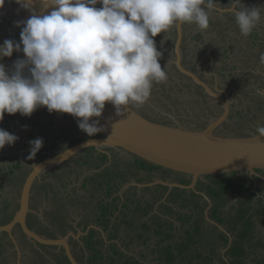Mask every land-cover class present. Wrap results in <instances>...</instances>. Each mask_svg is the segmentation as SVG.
Returning a JSON list of instances; mask_svg holds the SVG:
<instances>
[{
  "label": "rangeland",
  "instance_id": "rangeland-1",
  "mask_svg": "<svg viewBox=\"0 0 264 264\" xmlns=\"http://www.w3.org/2000/svg\"><path fill=\"white\" fill-rule=\"evenodd\" d=\"M230 2L231 0H215L216 6L220 9H229L227 5ZM260 3L263 1L240 0L237 10L244 5L248 8L258 7ZM96 7L102 5L97 4ZM263 10L261 21L264 20ZM13 13H16V16ZM232 16H234L232 13L229 15L218 10L212 11L209 27L203 31L195 24L184 23L181 59L184 66L197 71L209 85L221 90L222 96L229 102V115L221 124L219 131L247 134L264 127V64L259 60L260 54L264 53V44L256 46L250 42L255 37L262 39L264 29L257 26L249 36H242ZM20 19L21 6L16 0H5L3 7L0 8V45L5 39L20 42V32H17L18 26L15 23ZM176 27L177 25L167 33L162 32L154 37L157 49L162 53L159 62L162 68H166V81L153 84L150 97L144 104L130 105L145 116L164 123L180 122L190 127L204 128L213 119L221 116L224 108L174 65L172 56ZM20 52L24 58L25 54ZM17 57L18 54L16 55L14 51L11 57H4L0 63L4 60L16 61ZM12 66H7L8 70H12ZM58 113H49L44 108H38L35 111L36 115L33 114L31 117V125L39 126L41 130L45 127L48 131L49 137L47 136L45 140L51 142L49 146L53 153L66 149L78 139L90 137L85 131V133H81L80 129L77 131L76 123L73 125L70 118H64ZM44 115L47 119L43 123L38 122ZM45 140L43 139V144H46ZM90 150L93 158H97V150L93 151V148ZM112 152V161L109 164V160H106L107 163L105 161L87 163L84 161L86 152L78 154L66 164L42 174L41 179L34 184L32 214L37 213L36 215L44 221L41 224L43 235L53 237V231L60 235L63 229L69 228L64 225L67 220L73 223L74 228L67 231L76 236L71 245L80 264H123L124 259L131 257L140 260L141 264H167L165 259L159 258L162 249L166 246H170L172 250L182 247L188 252L189 244L186 243L188 234L196 225L195 217H200L199 213L203 214L210 224L216 216L222 218L224 224H219L220 228L224 227L227 230L228 227V230H233L234 241L243 239L244 244L257 246L256 240L252 237L256 235L264 237V218H261L264 209V182L256 180L253 184L248 173L200 179L195 189L205 193L207 197L204 198L194 191L199 195L197 196L190 188H171L162 183L177 182L188 185L191 181L189 176L176 175L169 171L162 173V170L157 169L153 171L154 173H149L146 169L141 171L133 164L130 156ZM26 171L24 177L30 172ZM21 173L23 172L8 171L5 168L0 171L2 223L9 221L19 208L17 194L22 187L16 185L12 179ZM92 176L93 178H90ZM96 181L102 183L99 185L95 183ZM225 183L233 186L226 187L222 192L221 186L224 187ZM161 186H168V189ZM259 188L262 191H259ZM160 190L163 194L159 193ZM180 203L185 204L183 208L178 207ZM106 207L109 209L103 211ZM215 207L219 209L216 216L212 215ZM144 208H148L146 213ZM172 209L178 211L177 214L185 215L179 219ZM243 214H245L243 218L239 219L238 217ZM247 219L253 222L251 232L248 237L237 236L235 222ZM206 221H203L205 226ZM158 222L172 228L166 230L164 227L161 231ZM199 222L200 220L198 224ZM30 224L34 226L33 223ZM46 224H49L48 229L45 228ZM216 229L217 226L208 228V231L215 236V233L218 234ZM91 230H95L96 233L89 236ZM157 230L159 233H156ZM15 231L13 234L19 249L11 236L0 233V264H68L62 253L61 256L56 253L59 250L55 248L56 245H37L40 250H35V247L28 243L20 227ZM165 232L171 236H165ZM88 242L90 246L87 245ZM215 242H218L216 247L222 260L215 256L213 263L232 264L229 260V249L232 246L229 238L224 242L218 240ZM200 244L201 247L196 253L212 245L209 242L202 244L201 241ZM116 246L118 247L114 249ZM193 252L188 255L192 257ZM178 261L180 259H176V262ZM193 261L206 264L201 259Z\"/></svg>",
  "mask_w": 264,
  "mask_h": 264
},
{
  "label": "clouds",
  "instance_id": "clouds-1",
  "mask_svg": "<svg viewBox=\"0 0 264 264\" xmlns=\"http://www.w3.org/2000/svg\"><path fill=\"white\" fill-rule=\"evenodd\" d=\"M35 2L16 0L33 15L15 22L22 28L20 42L5 39L0 45V60L14 51L25 54L11 71L0 63V121L5 113L30 117L46 106L49 113L78 118L89 136L101 131L99 121L90 120L103 114L106 102L121 115L130 104H144L154 83L166 81L154 37L184 23L206 30L216 10L215 0H39L42 9L52 10L37 14ZM4 3L0 0V8ZM230 3L240 34L249 36L261 21V8L237 10L240 0ZM259 60L264 64V53ZM257 131L264 137V127ZM18 139L0 128V150ZM29 144L31 159L43 138Z\"/></svg>",
  "mask_w": 264,
  "mask_h": 264
},
{
  "label": "water",
  "instance_id": "water-1",
  "mask_svg": "<svg viewBox=\"0 0 264 264\" xmlns=\"http://www.w3.org/2000/svg\"><path fill=\"white\" fill-rule=\"evenodd\" d=\"M33 7L37 14H46L52 10L51 8L42 9L39 0H36ZM217 10L230 12V10L220 8ZM31 15H33L32 11L21 7L20 21H26ZM182 25H177L175 63L178 69L202 87L206 94L222 104L225 110L221 116L213 119L204 128H195L180 122L168 124L156 121L145 116L131 105L122 109L121 115H118L114 105L111 102H106L103 114L90 120V122L98 120V127L101 128V131L70 145L33 166L24 184L19 208L10 222L2 224L0 220V232H7L16 243L13 230L16 226H20L23 233L34 243L63 247L71 264H80L70 243V236L76 237L72 232L57 237H47L31 228L27 217L32 211L30 195L35 181L44 172L68 162L92 147L108 155H111L109 150H114L130 156L132 159L141 160L155 168L189 176L191 181L188 185L177 182L162 183L171 188H190L195 192H198L195 190L197 181L205 177L237 172H248L252 176L257 173V170H264V137H260L258 131L247 134L219 131L221 124L229 115V102L225 100L218 89L213 88L196 72L183 65L181 59ZM21 30L20 27V32ZM74 118L78 120L75 116ZM89 141L96 143L89 144ZM205 197H207L206 194ZM16 245L19 249V244L16 243Z\"/></svg>",
  "mask_w": 264,
  "mask_h": 264
},
{
  "label": "trees",
  "instance_id": "trees-1",
  "mask_svg": "<svg viewBox=\"0 0 264 264\" xmlns=\"http://www.w3.org/2000/svg\"><path fill=\"white\" fill-rule=\"evenodd\" d=\"M183 63H184V61H183ZM94 150H95V148H93V151ZM112 151H114V150H111V152ZM85 152H86L87 156H86V159H84V161L87 163L90 161H94V163L104 162V161L106 162V160H108V155L105 153H99L97 158H93V154L89 153V152H92L90 150V148L86 149L81 154H83ZM132 161H133V163L138 164L140 166V168L148 166V164H146L145 162L138 160V159H135ZM106 169H110V168L106 167ZM157 169H159V168H157ZM162 173H167V170H162ZM234 174H236V173H232L231 175H234ZM90 178H93V176ZM224 178H226V177H224ZM96 179H97V177H96ZM95 183H98L100 185L102 183V181H96ZM232 186L233 185L230 183H225L224 187L221 186V191L224 192L226 187L229 188ZM161 187L164 189H168V186H161ZM160 191H159V193L163 194V192L162 191L160 192ZM221 191H220V193H221ZM156 192H158L157 189H156ZM193 193H195V192L193 191ZM196 195L199 196L198 194H196ZM184 205H185L184 203H180L178 207L183 208ZM149 206H148V208H149ZM148 208H144V213H146V210H148ZM194 208H195V205H194ZM108 209L109 208L106 207L103 211H107ZM172 211L176 214L178 213V211H175L173 209H172ZM198 213H199V211H198ZM218 213H219V209L216 207L213 208L212 215L216 216V214H218ZM102 215H104L103 212H102ZM177 215H178V218L181 219L183 217V215H185V213L177 214ZM244 215L245 214H243L241 217H238V218L241 219V218H243ZM199 216L200 217H195L196 225H194L193 230L188 234V242H186V243L189 244V246H188L189 251L186 252L185 249L182 247H178L177 250H172V248L170 246H166L162 249L161 253L159 254V258L165 259L167 264H185V263H187V264H199L196 262L194 263L193 260H196V259H201L202 261H205L206 264H216V263H213L215 256H218L220 258V260H222V258H221L222 256H221L220 252L218 251L219 249H218V247H216L218 242H215V241L218 240L219 242L220 241L224 242L225 240H227V236L222 235V234H217V233H215V236L211 235V232L208 231V228H215L216 226L211 225L209 222H207L205 220L203 214L199 213ZM201 217L203 218V220ZM238 218H236V219H238ZM215 219H217V221L219 223L223 222V219L219 218L217 216ZM199 220H200V222L198 224ZM203 221H206V226L203 224ZM209 224H210V226H209ZM144 226H146V223L144 224ZM252 226H253V222L249 219H247L243 222H239V221L235 222V227L237 229V236H243L244 237L247 235V237H248V234L251 232ZM158 227L160 228L159 230L163 229L164 227L166 230H169L172 228V227L164 226L162 223H159V222H158ZM159 230H157V233H159ZM94 233H96V231L91 230V233L89 234V236H91ZM165 236L170 237L171 234L165 232ZM252 239L257 240L255 242V244L257 246H250V244H247V243L244 244L245 242H243L244 241L243 239H241L240 241H238V240L234 241L233 240V244L229 249V252H230L229 258H230V262L232 264H253L251 262H254L255 264H262V263L264 264V242L262 241L263 239L257 235L253 236ZM163 240H165V239L163 238ZM200 241L202 242V244L209 242V243H212V245H209V246H211L210 248H206L205 250H200L198 253H196L198 251V248L201 247ZM90 242H88L87 245L90 246ZM192 251H194V252L191 254L192 255V257H191L188 254L191 253ZM252 254L253 255L255 254V256H253L249 259V256ZM63 258H65V257L63 256ZM90 259L92 260V257H90ZM176 259H180V261L176 262ZM65 260L67 261L68 264H71L68 261V259L65 258ZM185 261H187V262H185ZM123 264H136V261H133V262L128 261V262H124Z\"/></svg>",
  "mask_w": 264,
  "mask_h": 264
},
{
  "label": "crops",
  "instance_id": "crops-1",
  "mask_svg": "<svg viewBox=\"0 0 264 264\" xmlns=\"http://www.w3.org/2000/svg\"><path fill=\"white\" fill-rule=\"evenodd\" d=\"M261 1H263V3H260L258 5V7L264 8V0H261ZM256 2H258V0H256ZM231 4L232 3H229V5H227L229 7V9H224V10H230V12L229 11L226 12L229 15H231V13L234 14L233 5H231ZM217 8L218 7L216 6V10H217ZM261 10H263V9H261ZM219 12L223 13L221 11H219ZM232 17L235 18L234 16H232ZM263 21H260L259 24H261ZM257 26H258L259 29H261V26L264 29V22L261 25H257ZM12 32H13V30H12ZM257 33L258 32L256 31V34ZM262 35H264V34H262ZM258 37L260 38V36H258ZM250 42L252 44L254 43L256 46L257 45L262 46L264 44V37L262 39H258V38L255 37V39L254 38L251 39ZM26 73H27V71H26ZM219 91L221 92V90H219ZM43 108H44V110H48L47 107H45V106ZM33 114H35V111H34ZM58 114H60V112ZM32 115L29 117V116H23L19 112H17L16 114L5 113L4 119L2 121H0V128L4 129V130H6V131H8V132H10L12 134H15L16 136L19 137V139L15 142L14 145H5V147L2 150H0V171L5 168L8 171H11L13 169H15V170L17 169V171H22L23 172L21 174H17L16 177L14 179H12L13 182H15V184H17L20 181V179L22 178L24 172H27L26 170H30L31 171L33 169V166L37 162H39V161H41V160H43V159H45V158H47V157H49V156L54 154L52 150L48 149V148H51L49 146L51 144V142H47L45 140V138L47 136L49 137L48 131H46L45 127H44V131H42L39 128V126L31 125V120H32L31 117H32ZM41 119H43V120H41ZM41 119H39L38 122L43 123V121H45V119H47V118L44 115L43 118H41ZM44 124H46V122H44ZM25 126H27V127H25ZM36 138H43L45 140L46 144H43V147L35 155V157L29 159L30 147H31L30 144H29V141L33 140V139H36ZM44 148H46V149L43 151ZM97 152H98L97 154L105 153V152H101V151H98V150H97ZM105 154H107V153H105ZM111 155H112V153H111ZM111 155H108V160H109L108 164L112 161ZM20 157H22V158H20ZM62 165H64V164H62ZM62 165H58L55 168L60 167ZM55 168H51L50 170H48V171H46L44 173H47V172H49V171H51V170H53ZM41 176H40V178L38 180L41 179ZM262 239H263L262 241L264 242V238H262ZM108 241L109 240H106V242H108ZM117 247L118 246L114 247V249H116ZM253 256H255V254L254 255L253 254L250 255L249 259L251 257H253ZM229 260H230V258H229ZM128 261H132V262L136 261V264H141L142 263L140 260L132 258V257H131V259L126 258L122 262H128ZM251 263L254 264V262H251Z\"/></svg>",
  "mask_w": 264,
  "mask_h": 264
},
{
  "label": "flooded vegetation",
  "instance_id": "flooded-vegetation-1",
  "mask_svg": "<svg viewBox=\"0 0 264 264\" xmlns=\"http://www.w3.org/2000/svg\"><path fill=\"white\" fill-rule=\"evenodd\" d=\"M14 8H15V10H16V5L14 6ZM13 15L14 16H16V13H13ZM14 16H12L14 19H16ZM183 26V25H182ZM17 32H20V27H17ZM15 35V34H14ZM12 36V35H11ZM176 36V37H175ZM15 40V39H14ZM174 40H175V43H174V50H173V56H172V59H174L173 61H174V65L177 67V65H176V63H175V46H176V41H177V27H176V31H175V34H174ZM16 41V40H15ZM184 41H186L185 40V38H184ZM17 42V41H16ZM166 44V43H165ZM182 49H183V41H182V45H181V51H182ZM18 54V57H17V59H21L22 57V55H21V52H16V55ZM15 62L14 60H11V61H9V62H7V61H3V62H1V63H4L6 66H10V65H13V63ZM184 65V64H183ZM13 67V66H12ZM178 68V67H177ZM188 69H190V68H188ZM192 70V69H191ZM28 72V70L27 69H25V72ZM192 71H194V70H192ZM194 72H196L197 73V71H194ZM184 74V73H183ZM198 74V73H197ZM185 75V74H184ZM199 75V74H198ZM201 78H202V76L201 75H199ZM188 77V76H187ZM189 78V77H188ZM189 79H191V78H189ZM196 84V83H195ZM216 100V99H215ZM217 101V100H216ZM219 102V101H218ZM222 105V104H221ZM44 106H42V107H40L41 109L43 108ZM46 107V106H45ZM224 108V107H223ZM225 110V109H224ZM230 112V111H229ZM60 115L62 116V117H68V118H70V121L71 122H73V125L76 123V126H77V131L80 129L79 128V126H78V122H77V120L74 118V116L72 115V114H68V113H60ZM41 129V128H40ZM43 130V129H42ZM44 131V130H43ZM80 132L81 133H85L83 130H81L80 129ZM83 139H85V138H83ZM83 139H78L79 141H81V140H83ZM75 141V143H77V142H79V141ZM74 143V144H75ZM93 148V147H92ZM46 149V148H45ZM44 149V150H45ZM48 149H50L51 150V148H48ZM96 150V149H95ZM59 152H61V150L59 151ZM59 152H57V153H59ZM57 153H54V154H57ZM53 154V155H54ZM133 160H135V159H133ZM69 162V161H68ZM67 163V162H66ZM66 163H64V164H66ZM133 164H135V163H133ZM135 166L137 167V168H140V166L138 165V164H135ZM139 166V167H138ZM149 166V167H148ZM148 166L146 167V168H144L143 167V169L142 168H140L141 169V171L142 170H144V169H146L149 173L151 172V173H154L153 171L154 170H156L155 169V167L154 166H152V165H149L148 164ZM13 170H15V169H13ZM17 170V169H16ZM145 170V171H146ZM157 170H162V169H157ZM31 172V171H30ZM30 172L27 174V176L26 177H24V174H23V176H22V180L20 179V181L16 184V185H18V186H20V188H21V190L19 191V194H17L18 195V201L20 202V199H21V197H22V190H23V187H24V184H25V182H26V179H27V177H28V175L30 174ZM238 173H243V172H237L236 174H238ZM246 173H248V172H246ZM174 174H176V173H174ZM232 174V173H231ZM249 174V176H250V179H251V181L253 182V184H254V181H256V180H259V181H262V182H264V170H257V173L256 174H254V175H250V173H248ZM153 175V174H152ZM176 175H179V174H176ZM227 175V174H226ZM226 175H222V176H226ZM190 179H191V177H189ZM200 180V179H199ZM199 180L197 181V183L199 182ZM36 181H38V179L36 180ZM35 181V182H36ZM196 183V184H197ZM35 184V183H34ZM34 184H33V186H32V189H31V195H30V207L32 206V199H33V191H34ZM147 188V187H146ZM196 190V189H195ZM194 191V190H193ZM198 191V190H197ZM259 191H262L260 188H259ZM196 193H198V194H201L204 198H205V193H202V192H200V191H198V192H196ZM207 200V199H206ZM31 210H32V207H31ZM34 212V210H32L29 214H28V217H27V221H28V224H29V226L31 227V228H33V229H35L38 233H40V234H42L43 235V233H44V231L42 230L43 229V227H42V222L44 223V221L42 220V219H40V217L38 216V215H36L37 213H34V214H32ZM15 215V214H14ZM14 215H13V217H14ZM262 216H261V218H264V209H263V212H262V214H261ZM13 217L9 220V221H7L6 223H8V222H10L12 219H13ZM31 217H32V219H31ZM28 218H30L29 220H28ZM1 220V219H0ZM33 221V222H32ZM30 222L31 223H33L34 224V226H32L31 224H30ZM1 223H2V221H1ZM214 223V224H213ZM213 225H215V226H217V231L216 232H218V234H222V235H225V236H227V240H228V238H229V243H231V245L233 244V240H232V237H235V235L233 234V232H232V230H228V227H226L227 228V230L226 229H224V227L221 229L220 228V225L219 224H224V222H221V223H219L218 221H217V219H216V221H215V219H214V221H213ZM2 224H5V223H2ZM211 224V225H212ZM40 225V226H39ZM64 225H66L67 227H69V228H71V229H69V230H72L73 228H74V225H73V223H71L70 221H66L65 223H64ZM226 225V224H225ZM227 226V225H226ZM17 227H20V226H16V228L13 230V233L14 232H16L15 230L17 229ZM45 228L46 229H48L49 228V224H46L45 225ZM21 229V228H20ZM68 229H63L62 231H61V234L60 235H65V234H67V233H69L68 231ZM68 230V231H67ZM21 231H22V229H21ZM232 233H231V232ZM1 233V235L2 234H7V235H9L7 232H0ZM22 233H23V231H22ZM24 234V233H23ZM14 235V234H13ZM25 235V234H24ZM52 235H53V237H57L58 235H56V233H54V231H53V233H52ZM10 236V235H9ZM15 236V235H14ZM26 236V235H25ZM258 236V235H257ZM26 238H27V240L29 241L28 243H30V245L32 244L34 247H35V250H40V248L38 247V246H41L42 244H39V243H34L33 241H31L30 239H28V237L26 236ZM75 237H73V236H70V243H72V241H73V239H74ZM262 238H264V237H262ZM257 241V240H256ZM38 245V246H37ZM45 246H47V245H45ZM72 246V245H71ZM54 247V246H53ZM58 248L59 250H57L56 251V253L58 254V255H60L61 253H62V255L66 258V259H68V257L66 256V254H65V251H64V248L63 247H59V246H55V248ZM8 249H5V251H7ZM72 250H73V252H74V249L72 248ZM75 254V253H74ZM76 255V254H75ZM61 256V255H60ZM7 257V256H6ZM68 261H69V259H68ZM70 262V261H69ZM71 263V262H70Z\"/></svg>",
  "mask_w": 264,
  "mask_h": 264
}]
</instances>
